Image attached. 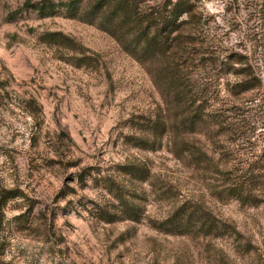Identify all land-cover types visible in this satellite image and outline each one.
I'll list each match as a JSON object with an SVG mask.
<instances>
[{
  "label": "rangeland",
  "instance_id": "374dc122",
  "mask_svg": "<svg viewBox=\"0 0 264 264\" xmlns=\"http://www.w3.org/2000/svg\"><path fill=\"white\" fill-rule=\"evenodd\" d=\"M40 1L0 0V264H264V0H190L183 98L102 15L41 18ZM147 119L167 125L154 150L130 140L152 141ZM248 179L256 205L220 194ZM122 201L136 222L98 219ZM183 204L227 228L156 229Z\"/></svg>",
  "mask_w": 264,
  "mask_h": 264
},
{
  "label": "trees",
  "instance_id": "16d2710c",
  "mask_svg": "<svg viewBox=\"0 0 264 264\" xmlns=\"http://www.w3.org/2000/svg\"><path fill=\"white\" fill-rule=\"evenodd\" d=\"M147 0H42L31 7L41 18L63 15L68 19H77L87 24H93L99 15V28L111 36L131 58L139 62L163 59L166 61L163 77L168 86L177 91V95L185 94L187 85L181 71L174 64L176 55L184 50L183 38L186 30L192 24L196 16L194 5L190 0H170L165 4L147 6ZM253 83L248 88H256L259 85ZM242 87V85H240ZM203 119L198 116L190 117L187 124L195 127L201 124ZM143 134L152 138V141L142 139H130L133 146L141 150H154L156 144L163 139L167 132V125L160 119L145 120ZM159 142V143H158ZM124 174L136 179L145 180L148 177V169L134 165L123 167ZM253 183L248 179L243 183H232L225 187L220 194L224 198H231L242 205H256L255 197L249 192ZM264 184V181H263ZM122 208L123 216L110 215L99 211L98 219L105 223H114L120 218L136 222L140 214L136 207L126 204ZM211 217L202 213L196 207L181 205L169 218L157 224V230L178 232L189 228L205 229L212 232L213 229L227 228L218 226Z\"/></svg>",
  "mask_w": 264,
  "mask_h": 264
}]
</instances>
